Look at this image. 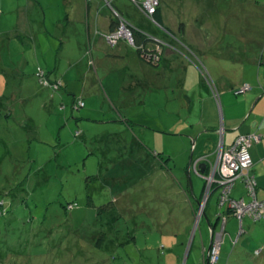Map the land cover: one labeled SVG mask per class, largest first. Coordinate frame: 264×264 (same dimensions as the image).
Listing matches in <instances>:
<instances>
[{
  "label": "rangeland",
  "instance_id": "rangeland-1",
  "mask_svg": "<svg viewBox=\"0 0 264 264\" xmlns=\"http://www.w3.org/2000/svg\"><path fill=\"white\" fill-rule=\"evenodd\" d=\"M89 1L113 17L112 6L119 8L113 0ZM86 2L0 0V264H201L210 223L223 209L220 190L200 207L206 181L194 168L200 148L187 130L196 114L181 106L189 99L179 89L143 79L155 65L81 61L84 29L66 17ZM124 3L150 20L132 0ZM45 18L50 32L37 55L28 37L6 35L20 19L23 27L44 28ZM68 57L81 62L66 74ZM39 68L60 87L42 83ZM27 88L35 91L30 98L22 95ZM218 221L216 232L224 226ZM238 232L229 220L203 264H255L251 236L240 232L238 241Z\"/></svg>",
  "mask_w": 264,
  "mask_h": 264
},
{
  "label": "crops",
  "instance_id": "crops-1",
  "mask_svg": "<svg viewBox=\"0 0 264 264\" xmlns=\"http://www.w3.org/2000/svg\"><path fill=\"white\" fill-rule=\"evenodd\" d=\"M86 1L84 11H67L66 17L69 22L80 23L84 29L81 61L89 58V62L94 66L100 64L103 67L107 58L116 57L119 60H129L128 65L133 62L151 65L140 56L135 44L128 39H121L114 47L108 46L105 35L118 27L117 13H121L128 20L132 31L139 30L150 35L154 40H161L164 43V52L159 65L156 66L158 70L153 73L150 71L144 73L143 79L160 80V89L165 88L167 91L172 88L179 89L180 96H186L189 99L187 103L182 101L181 106L186 107L188 113L196 114V121L187 124V130L194 138L193 147L196 145V150L200 148V154L196 159L203 155H210L215 159L221 138L224 147H228L240 134L257 131L262 138L259 142L253 143L249 151L253 160L252 171L258 183L257 195L259 199L264 200L263 2L260 3L257 0H160L159 21L161 24L159 25L151 18L146 20L134 16V12L130 14L131 11H126L127 6L124 0H113L119 7L112 6L115 17L108 15L107 11L97 10L96 6H91L89 0ZM249 1L254 2L262 11L249 8L246 5ZM140 12L142 13L141 10ZM258 17L260 22H254L253 20ZM113 20H116L115 27L112 25ZM19 23L20 26L15 31L11 33L7 31L6 35L18 36V38L28 37L34 44L37 55L39 40L42 38L43 42L47 43L45 32H50L46 18L43 21L44 28L23 27V19H20ZM27 23L29 25L30 22ZM63 36L65 39L68 37L69 40L72 38L68 31H65ZM230 36H234L235 39H229ZM154 40L149 41V46L155 45ZM66 42H62V45ZM30 50L33 51L32 48ZM50 56L52 53L49 51L46 66L47 70L52 72L50 68L53 62ZM81 61L68 57L69 67L65 73L69 74L71 68ZM21 70L25 71V68L22 66L17 69L23 72ZM35 70L36 68L33 67L30 72L35 73ZM140 79L134 78L135 85L141 83ZM245 84H250L252 88L247 92H237ZM212 87H216L220 94V103L213 95ZM27 89L31 91L30 88ZM42 91L44 95L46 92ZM34 92L25 90L22 95L30 98L32 94H35ZM190 186L194 193L193 186ZM245 190L244 183L239 180L233 196L238 197L236 193H240V197L247 198ZM191 207L195 213L194 204ZM235 217L229 214L226 235L229 220L233 225L239 223L240 231V221ZM219 219L221 220L220 213L216 221L211 223V225L215 224L214 229ZM242 227L243 234L250 235L249 240L255 245L252 254L257 258L255 264H264V220L254 221L249 216H245ZM239 234L238 232L237 240L243 235ZM211 243L212 237L210 245ZM258 249L262 251L260 255L255 256L254 253ZM206 251L203 252L201 264Z\"/></svg>",
  "mask_w": 264,
  "mask_h": 264
},
{
  "label": "built area",
  "instance_id": "built-area-1",
  "mask_svg": "<svg viewBox=\"0 0 264 264\" xmlns=\"http://www.w3.org/2000/svg\"><path fill=\"white\" fill-rule=\"evenodd\" d=\"M132 1L145 15L150 17L154 22L158 23L154 18V15L159 9L160 0ZM105 38L107 44L111 47L116 46L121 39H128L134 44L132 30L129 27V23L121 17H119L118 27L109 34L105 35ZM156 41H159V39H156ZM163 46L164 45H161V43L157 44L155 51L146 52L144 49V54L149 55L151 58L153 57L155 60H159L164 52ZM39 69V76L42 83L50 85L54 88L60 87L62 84L61 81L59 83L57 82L58 84L51 83L49 79L46 78L45 71L41 68ZM251 88L252 86L250 84H245L242 89L237 92H247ZM214 92L218 103H220V94L218 91ZM222 131L223 128L221 127V132ZM261 138L262 136L257 131L240 134L236 137L233 144L228 147H224L223 139L221 138V143L216 151L214 160L210 155H203L194 161L195 170L199 175L204 173L201 175H203L206 181L205 197L200 203L201 209L203 208L204 210L211 194L216 190H220L218 204L220 208L223 209L220 213L223 218V230H226L227 212H230L231 210L233 211L232 214H234L240 221V232H243L241 227L245 216H249L254 221L264 220V200L259 199L257 195L258 183L256 176L252 171L253 160L249 151L251 145L255 142H259ZM200 164L206 165L205 172H202ZM239 180L244 183L246 194L249 198L233 196V191ZM210 228L212 242H215V236L218 238L222 229L219 232H216L213 227ZM217 247L213 246L211 243L209 251L206 252V255H210L211 253L215 254L218 250Z\"/></svg>",
  "mask_w": 264,
  "mask_h": 264
},
{
  "label": "trees",
  "instance_id": "trees-1",
  "mask_svg": "<svg viewBox=\"0 0 264 264\" xmlns=\"http://www.w3.org/2000/svg\"><path fill=\"white\" fill-rule=\"evenodd\" d=\"M154 18L156 19V21L160 23V19H159V9L157 10V12L155 13L154 15ZM119 21V20H118ZM112 25L115 27L116 26V20H113L112 22ZM115 29V28H114ZM132 36H133V41H134V44L135 46L137 47V50L140 54V56L145 60L147 61L148 63L152 64V65H159L160 61H161V58L159 60H155L153 57H149V55H145L144 53V49L145 51H155L156 50V47H157V44H159L160 42L159 41H156L154 39H152L148 34H145L143 33L142 31H139V30H134L132 31ZM151 40H154V43L155 45L154 46H149V41ZM162 57V56H161ZM190 185H192V182L190 183ZM258 188V186H257ZM229 214H232V212H229L227 214V218L229 216ZM215 224H212L210 223V227H215L214 226ZM205 256V254H204Z\"/></svg>",
  "mask_w": 264,
  "mask_h": 264
},
{
  "label": "water",
  "instance_id": "water-1",
  "mask_svg": "<svg viewBox=\"0 0 264 264\" xmlns=\"http://www.w3.org/2000/svg\"><path fill=\"white\" fill-rule=\"evenodd\" d=\"M152 39H153V38H152ZM191 158H192V157H191ZM205 168H206V165H205V164H202V165H201V170L204 171Z\"/></svg>",
  "mask_w": 264,
  "mask_h": 264
},
{
  "label": "flooded vegetation",
  "instance_id": "flooded-vegetation-1",
  "mask_svg": "<svg viewBox=\"0 0 264 264\" xmlns=\"http://www.w3.org/2000/svg\"><path fill=\"white\" fill-rule=\"evenodd\" d=\"M159 41H160L161 45H164V43L161 40H159Z\"/></svg>",
  "mask_w": 264,
  "mask_h": 264
},
{
  "label": "clouds",
  "instance_id": "clouds-1",
  "mask_svg": "<svg viewBox=\"0 0 264 264\" xmlns=\"http://www.w3.org/2000/svg\"><path fill=\"white\" fill-rule=\"evenodd\" d=\"M129 23V22H128ZM118 24H119V22H118ZM130 25V24H129ZM130 27V26H129ZM131 29V28H130ZM132 30V29H131ZM150 36V35H149Z\"/></svg>",
  "mask_w": 264,
  "mask_h": 264
}]
</instances>
